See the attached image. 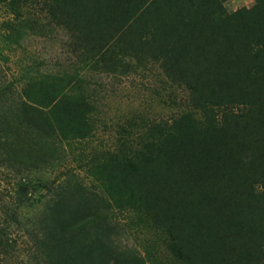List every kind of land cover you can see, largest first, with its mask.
I'll use <instances>...</instances> for the list:
<instances>
[{
    "label": "rangeland",
    "instance_id": "obj_1",
    "mask_svg": "<svg viewBox=\"0 0 264 264\" xmlns=\"http://www.w3.org/2000/svg\"><path fill=\"white\" fill-rule=\"evenodd\" d=\"M0 70L56 98L22 217L68 182L104 264H264V0H0ZM17 232L0 264H37Z\"/></svg>",
    "mask_w": 264,
    "mask_h": 264
},
{
    "label": "trees",
    "instance_id": "obj_2",
    "mask_svg": "<svg viewBox=\"0 0 264 264\" xmlns=\"http://www.w3.org/2000/svg\"><path fill=\"white\" fill-rule=\"evenodd\" d=\"M35 83L32 80L15 86L0 70V181L6 182L7 187L4 201L0 194V254H7L14 244L9 235V228L13 227L22 241L30 242L37 264H104L99 245L64 241V236L83 219L101 210L99 199L85 196L86 187L75 184L80 193L72 200L65 197L71 185L58 184L46 201L45 211H38L31 219L22 217L23 207L36 200L31 198L32 193L44 185L39 174L57 159L60 135L53 112L56 98L44 103L28 95ZM225 84L228 83L219 86Z\"/></svg>",
    "mask_w": 264,
    "mask_h": 264
}]
</instances>
